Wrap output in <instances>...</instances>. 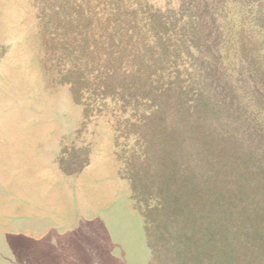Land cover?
Instances as JSON below:
<instances>
[{
	"label": "trees",
	"instance_id": "trees-1",
	"mask_svg": "<svg viewBox=\"0 0 264 264\" xmlns=\"http://www.w3.org/2000/svg\"><path fill=\"white\" fill-rule=\"evenodd\" d=\"M178 1L44 0L37 8L57 39L58 81L84 116L116 118L132 190L147 200L153 264H264V68L249 53L259 48H246L240 34L241 64L229 70L222 0ZM252 18L264 33V8Z\"/></svg>",
	"mask_w": 264,
	"mask_h": 264
},
{
	"label": "rangeland",
	"instance_id": "rangeland-1",
	"mask_svg": "<svg viewBox=\"0 0 264 264\" xmlns=\"http://www.w3.org/2000/svg\"><path fill=\"white\" fill-rule=\"evenodd\" d=\"M220 2L224 63L240 67L243 34L246 48H259L249 53L263 69L264 33L252 16L264 3ZM43 3L0 0V264H153L147 200L132 190L125 168L133 164L115 143L116 118L84 116L58 81L60 51L40 18ZM238 92L246 98L247 85Z\"/></svg>",
	"mask_w": 264,
	"mask_h": 264
}]
</instances>
